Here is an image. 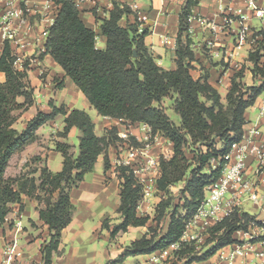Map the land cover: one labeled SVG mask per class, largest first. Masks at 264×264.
<instances>
[{
	"label": "trees",
	"instance_id": "1",
	"mask_svg": "<svg viewBox=\"0 0 264 264\" xmlns=\"http://www.w3.org/2000/svg\"><path fill=\"white\" fill-rule=\"evenodd\" d=\"M54 1L59 5L58 12L48 28L44 51L39 56L49 54L99 115L121 119L127 124L144 123L149 126L151 137L161 134L169 140L172 154L168 158L160 157L159 175L155 180V188L160 195L170 194V187L188 175L180 187L179 203H172L174 198L171 195L165 199L161 197L156 204V216L151 217L137 212L143 199V183L129 166H116L119 179L116 211L121 220L111 226L107 217L101 228L109 231L111 238L126 232L129 227L147 226V231L106 264L122 262L131 255L159 251L179 242L187 221L201 205L205 187L220 176L224 155L241 141L245 110L264 91V63H260L264 57V45H258L249 53V60L254 64L251 72L253 77H259V84L244 85L237 80L242 76L241 72H235L224 102L209 83L207 73L199 77L191 73L196 57L188 32V17L197 0H186L180 12L174 69L160 66L149 52L144 43L146 29L139 33L136 24L122 26L119 23L122 16L130 12L125 4L113 1V8L105 18L98 17L93 11L101 34L106 38L105 47L100 49L96 46V33L84 24L76 3L73 0ZM17 61V54L5 40L0 53V74L4 76L3 80L0 79V226L11 211L10 204L20 203L22 195L42 204L38 208L39 218L48 226L50 235L41 246V254L42 261L50 264L53 254L59 251L61 232L71 222L75 210L71 191L78 187L86 173L93 170L99 155H104V171L111 168L107 149L111 142L121 139L117 137L115 127L98 136L86 111L67 110L53 104L49 113L38 111L25 130H15L12 126L16 119L13 112L26 110L34 102L28 63L23 62L22 68H18ZM18 97H23V102L17 101ZM164 97L172 98L171 108L178 115V122L158 105ZM58 114L64 116L63 129L58 132L60 137H67L72 127L80 131L78 155H73L70 144L57 141L55 150L63 156L59 172L54 173L44 166L38 179L6 177L5 170L11 156L33 141L36 130ZM129 141L134 146L139 145L134 136L130 135ZM186 147L191 158L186 155ZM212 161H217L218 165L213 167ZM161 219L165 224L156 231ZM253 222L259 220L247 211L235 209L210 228L212 237L209 242L214 244L208 250L198 255L194 245L180 241V248L174 251L169 264L182 259L183 264L208 259L218 249L239 243L233 234L246 231ZM263 239L264 234L250 242Z\"/></svg>",
	"mask_w": 264,
	"mask_h": 264
},
{
	"label": "crops",
	"instance_id": "2",
	"mask_svg": "<svg viewBox=\"0 0 264 264\" xmlns=\"http://www.w3.org/2000/svg\"><path fill=\"white\" fill-rule=\"evenodd\" d=\"M73 1L84 24L96 33V46L100 49L105 47L106 38L101 34L99 22L96 21L93 11L98 17L105 18L113 8V1L125 4L130 12L124 14L119 23L122 26L136 24L139 33L146 29L144 43L157 63L165 69L175 68L179 15L186 0ZM58 8L59 5L54 0H0V47L3 48L5 39L9 40L11 49L18 56L17 67L22 68L23 61L28 63L29 80L34 88L33 104L26 110L13 112L16 117L13 128L22 132L38 111L49 113L53 104L56 107L63 106L67 110L86 111L91 116L94 131L98 136H103L107 129L115 127L117 134L127 132L140 140L139 132L137 131V135L133 129L143 128L144 136L150 132L147 125L141 122L127 124L121 122V119L99 115L49 54L39 56L44 51L46 40L42 32L51 25ZM261 8H264V0H256L253 6H249L246 0H197V4L191 9V14L195 18L204 20L203 24L197 19L189 23V36L196 57L192 62L191 73L194 77L207 73L209 83L218 91L222 101L235 72H241L242 76L237 80L244 85H258L260 82L259 77H253L251 72L254 64L249 60V53L258 45H264V19L258 17V9ZM11 11H17L18 14L9 16ZM142 16L146 17L144 21ZM165 36L174 43L164 45L162 39ZM166 59L169 60V64L165 63ZM260 63H264V57H261ZM0 79H4L2 74ZM59 83H62L61 87L57 86ZM263 98L264 91L257 97L255 103L245 110L243 126L244 135L258 120L259 131L256 139L261 142H264V115L258 119L257 106ZM17 101L23 102V97H18ZM63 126L64 116L61 114L40 126L36 130V138L11 156L5 176L38 179L40 169L44 166L54 173L59 172L62 169L63 156L55 150V143L60 141L70 144L71 152L77 156V144L74 141L80 136V131L76 127H72L65 138L57 136ZM158 137L165 139L158 134L153 139ZM113 148L109 146L107 150L111 163L115 146ZM247 163L248 175L253 177L254 163L249 158ZM212 164L213 167L218 165L217 161H212ZM157 177L158 173L155 179ZM144 182L147 184V181ZM258 183L259 193L264 197V181ZM152 188L156 189L155 182ZM71 200L75 210L71 222L61 232L59 251L53 254L50 264H106L147 231V226L129 227L126 232L111 238L109 231L101 228L102 221L107 217L112 218L109 222L111 226L121 220L120 214L116 211L119 205V180L110 174L109 170L104 171L101 155L98 156L93 170L86 173L78 187L71 191ZM158 200V195L142 200L137 208L138 214L151 215ZM41 206L38 201L26 195H22L20 203L10 204L11 211L0 226V263L3 260L4 247L14 242L23 252L21 264H45L42 261L41 246L49 240L50 231L39 218L38 208ZM252 206V211L247 209L244 211L258 214L260 209ZM261 218L262 215L258 216L257 220ZM233 238L239 243L226 245L208 259L193 261L190 264H227L222 256L237 245L249 241L243 235V230L236 231ZM262 247L264 239L250 242L251 251ZM156 252L131 255L115 264H155L152 259ZM234 262L254 264L255 256L253 253L248 254L246 258L236 255Z\"/></svg>",
	"mask_w": 264,
	"mask_h": 264
},
{
	"label": "built area",
	"instance_id": "3",
	"mask_svg": "<svg viewBox=\"0 0 264 264\" xmlns=\"http://www.w3.org/2000/svg\"><path fill=\"white\" fill-rule=\"evenodd\" d=\"M255 1L256 0H246L249 6H253ZM17 14V11L9 12V16ZM241 17L244 16L241 15ZM258 17L260 19H264V8L258 9ZM141 18L143 21L146 19L145 16H142ZM193 19H197L202 24L204 23L203 19L195 18L192 14L188 17V22L190 23ZM53 22H51V25ZM49 27L45 28L42 32V36L47 37ZM162 43L164 45H171L174 41L165 36L162 39ZM1 51L2 49L0 47V53ZM257 110L259 119L264 115V98L258 103ZM257 125L258 120L255 121L253 127L243 135L241 141L234 144L229 152L224 155V163L221 174L214 183L205 187L201 205L197 212L187 221L183 235L180 238L181 242H199L201 240L200 230H202V228H206V226L215 224L225 217H228L235 209L242 210V207L246 203H251L260 209L259 213L262 215L260 220L264 222V197L258 190V181H264V142L256 139V134L259 131ZM117 135L122 140L129 141L130 135H128L127 132H118ZM150 138V132L141 136L139 141L142 142L144 140L143 145L130 146L128 149L129 157L138 156V158L145 160L147 163L146 168L151 165H156L157 169H159L157 158L151 154L150 151L152 148L149 149L150 144L148 143V140H150ZM135 139L137 141L136 137ZM248 158L252 163H254L253 177L248 175L247 172ZM121 163L122 164L120 165L129 166L136 175V169L130 165L129 159H124ZM139 180L143 183V178H140ZM253 231V228L249 225L248 229L243 231V235L247 237L249 241L244 242L241 245H237L225 256H222L223 259L226 260L227 264H236L234 262V256L236 255L246 258L250 253H253L255 256L254 264H264V247L259 250L251 251L250 240L257 237L254 235ZM180 241L157 251L152 261L155 264H169V261L174 258V251L180 248ZM22 259V250L17 247L16 243L13 242L4 247L3 260L0 264H21Z\"/></svg>",
	"mask_w": 264,
	"mask_h": 264
},
{
	"label": "rangeland",
	"instance_id": "4",
	"mask_svg": "<svg viewBox=\"0 0 264 264\" xmlns=\"http://www.w3.org/2000/svg\"><path fill=\"white\" fill-rule=\"evenodd\" d=\"M253 50H255V49H253ZM165 63L169 64L170 62H169L168 59H166ZM223 99H224V102H225V98H223ZM171 103H172V98L171 97H164L160 101V103L159 104L157 103V104L159 106H161L165 110V112L170 116V118L172 120H174L175 122H178V119H179L178 115L172 110ZM93 111H95V110L93 109ZM89 116H90V114H89ZM133 131L136 134H137V131H138L139 132V137H141L142 136V132H143V128L138 129V130L135 128V129H133ZM127 134L131 135L129 133H127ZM158 135L163 137L161 134H158ZM57 136H59L58 133H57ZM117 137H119V136L117 135ZM137 141H138L140 146H142L143 143H144V140L142 142L139 141V140H137ZM148 141H149L148 143L150 144L149 149L152 148L155 153L153 152L152 149H151L150 152H151L152 155H154V157L157 158L158 163H159L160 157L168 158L172 154V145H171V143L169 142V140L167 138L162 139V138L158 137L157 139H153V137H151L150 140H148ZM74 142L77 144L76 145V149L78 151V139H75ZM133 145L134 144L132 142L129 143V141H127V140L125 141V140H122V139H121V141H113V142L110 143L109 146H111L112 149H114L113 147L115 146V152H114V156H113V162L111 163V168L109 169V173L112 174V175H115L116 178H117L116 166L122 164L121 162L124 159H129L130 165L134 169H136V175L139 177V179L143 178L144 181H147V184L143 181V183H144V194H143V199L142 200H145L146 198L152 197L154 195L155 196L158 195L159 196V200L158 201H160L161 197L162 198H164V197L167 198V197H169V195H171L174 198L172 200V203H179L180 195H181L180 187L183 186V181L187 180L188 175L186 174V177L184 178V180H182L181 182H178L175 185H173L172 187H170V189H169V193L170 194H167L165 196L163 194L160 195L157 192L156 189L152 188L153 183L156 180L155 179L156 174L158 173V175H159V169H157L156 165H151L148 168H146L147 167V163L145 162V160H142V159L138 158V156H134V157L130 158L128 149H129L130 146H133ZM185 152H186V155L188 154V157L191 158L192 155L190 153V150H187V147L185 148ZM101 157L103 158L104 155H101ZM107 179H108V177H107ZM107 179L105 180V182L107 181ZM147 193H148V195H147ZM157 203L158 202H156V204ZM156 204L153 207V210L151 212V215H150L151 217L156 216L155 215ZM245 209L252 211V209H253L252 204L251 203L244 204V206L242 207V210H245ZM247 212H249V214L251 216L255 217L256 219L261 214V213L255 214L254 212L251 213L250 211H247ZM111 220H112V218H109V221H111ZM163 224H165V223H163V219H161L160 220V225L156 226L157 227L156 231H159L160 228H161V225H163ZM263 224H264V222H262L261 220H259V222H253L252 224H250L251 227L254 230L253 232H254L255 236H257L259 234L261 235L262 233H264V227L261 226ZM154 225H156V224L154 223ZM213 225L214 224L208 225V226H206V228H202V230H200V239L201 240L199 242H197L196 245L194 244V242L191 243L192 245L195 246V251H197L198 255L203 253L204 251L208 250L214 244V242H211V241L209 242V240L212 237L211 236V232H210V228ZM106 244H107V242H105V245ZM183 263H184V260L182 259L181 261H177L175 264H183Z\"/></svg>",
	"mask_w": 264,
	"mask_h": 264
}]
</instances>
